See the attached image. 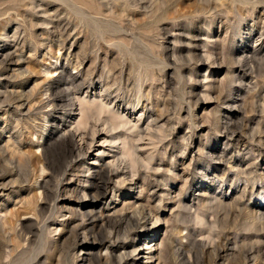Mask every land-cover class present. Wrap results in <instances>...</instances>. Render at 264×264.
Masks as SVG:
<instances>
[{"label":"rangeland","instance_id":"1","mask_svg":"<svg viewBox=\"0 0 264 264\" xmlns=\"http://www.w3.org/2000/svg\"><path fill=\"white\" fill-rule=\"evenodd\" d=\"M95 204L112 240L82 236ZM143 241L264 264V0H0V264Z\"/></svg>","mask_w":264,"mask_h":264},{"label":"bare ground","instance_id":"2","mask_svg":"<svg viewBox=\"0 0 264 264\" xmlns=\"http://www.w3.org/2000/svg\"><path fill=\"white\" fill-rule=\"evenodd\" d=\"M16 54V53H15ZM65 67V66H64ZM61 68L62 69H64L63 68V65L61 66ZM57 72V71H56ZM74 84V83H73ZM114 124V123H113ZM117 124V123H116ZM75 138V137H74ZM74 148V147H73ZM93 169V168H92ZM105 169V168H104ZM106 170H108V169H106ZM93 174H103V175H107L106 177H109L108 176V172L107 171H103V170H100V169H96L94 172H93ZM89 175V174H88ZM97 176H99V175H97ZM100 177V176H99ZM98 177V178H99ZM104 178V177H103ZM87 180V179H86ZM96 180H98V179H96ZM93 182V181H92ZM113 183L114 181H112V179H100V181H98L96 184H94L95 186H93V191H92V194L91 195H93L94 197H96V196H100L101 197V195H102V197L103 196H106L107 195V192L109 191V189H111V188H109L110 187V183ZM93 184V183H92ZM89 189V188H88ZM85 193H86V191H85ZM84 193V194H85ZM87 194V193H86ZM85 194V195H86ZM98 196V197H99ZM84 197V196H83ZM88 197V196H87ZM85 198H86V196H85ZM95 201V200H94ZM86 205V207H89V205L88 204H85ZM92 206V208H90L87 212H85L83 215H84V218H82L83 220H81L82 221V224H80V225H82L83 226V235L82 236H84V238H86V236H88L89 235V233L90 234H92V236L95 238V242H97V239H99L100 241H104V240H106V239H111L112 240V237H114V235H113V231H108V234L106 233L107 232V230H106V228L104 229H101V230H96V227L98 226V224H99V222L100 221H102L103 220V214H100V215H98L97 214V212L95 211V207H96V204L95 205H91ZM138 207V206H137ZM102 208V207H101ZM73 210V209H72ZM77 211V210H76ZM100 211V210H99ZM75 212V211H74ZM105 214V213H104ZM123 214V213H122ZM129 214V213H128ZM135 215V214H134ZM82 216V215H81ZM114 216V215H113ZM131 216H133V213H132V215H130V218L128 217H126V221L127 220H130L132 217ZM138 216V215H137ZM125 217V216H124ZM136 217V216H135ZM139 217V216H138ZM105 218V217H104ZM118 218V217H117ZM121 218H123V216L122 217H120L119 219H121ZM147 215L145 214V213H142V219H145V220H147ZM159 217H157V219H158ZM108 219V218H107ZM116 219V218H115ZM134 219V217L131 219V220H133ZM117 220V219H116ZM106 221H109V220H106ZM128 222V221H127ZM130 222V221H129ZM143 222H144V220H143ZM81 223V222H80ZM102 224H103V226L105 225L106 226V224H105V222L103 221V222H101ZM123 223V222H122ZM132 222H130V224H131ZM145 223H147V222H145ZM133 224V223H132ZM113 225H114V223H113ZM129 225V224H128ZM143 225V224H142ZM104 226V227H105ZM107 226H108V223H107ZM112 227V226H111ZM135 227V226H134ZM80 228V227H79ZM114 228V227H113ZM112 229V228H111ZM121 229V228H120ZM123 229H124V227H123ZM84 230H86V231H84ZM104 230L106 231L105 233L107 234V235H105V233H104ZM113 230V229H112ZM135 230V229H134ZM133 231V230H132ZM132 231H128V232H126V234H125V237L126 238H129L132 234ZM81 232V231H80ZM119 232L121 233V231L119 230ZM123 232V231H122ZM116 234V233H115ZM119 233L117 232V235H118ZM123 234V235H124ZM120 235V234H119ZM92 236H89V237H92ZM138 236H140V235H138ZM92 237V238H93ZM115 237H117V236H115ZM81 238V237H80ZM119 238V237H118ZM118 238H116V239H118ZM121 238V237H120ZM86 239H89V238H86ZM115 239V240H116ZM82 240H84V239H82ZM90 240V239H89ZM145 240V239H144ZM82 242V241H81ZM83 243V242H82ZM103 243V242H102ZM112 243V242H111ZM115 243H116V241H115ZM104 244V243H103ZM136 244V246H138L137 248H136V250H135V255H133L134 253H127V251L125 252V253H127V254H124V253H122V252H124V250L120 253V254H118V255H116L115 254V252L113 251V250H111V251H109V249H107V247H106V250H108V255H109V259L110 260H112V259H115L116 258V260H117V264H138L139 263V260H142V259H144V258H146L148 261L145 263V264H154V261H152L153 260V258H155L156 257V255H154V251H152V250H150L151 249V247L148 245L149 244V241H143L142 243H135ZM113 245H114V243H113ZM115 248V247H114ZM144 249H148L149 251L148 252H145V250ZM130 251V250H129ZM132 251V250H131ZM88 253V252H87ZM90 253H91V251H90ZM97 253V252H96ZM98 254V253H97ZM102 254V253H101ZM146 254V256H144ZM91 255V254H90ZM106 255V254H105ZM104 255V256H105ZM107 256V255H106ZM158 257V256H157ZM96 258H99V257H96ZM106 258V257H105ZM109 259H108V261H107V263L109 262ZM156 259V258H155ZM107 260V259H106ZM158 261H159V258H158ZM102 262V261H101ZM92 264H93V262H92ZM103 264V263H102ZM111 264V263H110ZM112 264H113V262H112ZM115 264V263H114Z\"/></svg>","mask_w":264,"mask_h":264}]
</instances>
